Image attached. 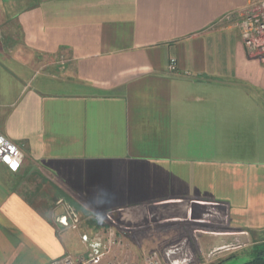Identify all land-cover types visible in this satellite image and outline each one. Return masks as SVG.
<instances>
[{
    "label": "crops",
    "instance_id": "0c3cea01",
    "mask_svg": "<svg viewBox=\"0 0 264 264\" xmlns=\"http://www.w3.org/2000/svg\"><path fill=\"white\" fill-rule=\"evenodd\" d=\"M6 1L0 135L24 157L0 164V264L84 254L72 215L210 252L264 232V63L224 19L252 0Z\"/></svg>",
    "mask_w": 264,
    "mask_h": 264
},
{
    "label": "rangeland",
    "instance_id": "374dc122",
    "mask_svg": "<svg viewBox=\"0 0 264 264\" xmlns=\"http://www.w3.org/2000/svg\"><path fill=\"white\" fill-rule=\"evenodd\" d=\"M7 6L6 0H0V37L3 38L11 35L8 27L11 22L10 10ZM76 219L79 227L86 228L92 236L99 233L104 241L110 238L114 242L102 264H146L145 258L151 253L157 254L164 264H171L169 258L173 253L168 257L165 253L175 247L189 249L184 252L188 264H246L255 257V250L264 246V232L237 238L232 242L237 246L236 251L210 252L206 249L202 251L192 230L185 227L163 224L150 230H133L120 227L116 219L109 216L96 217L93 222L86 220L83 215L76 216ZM139 232H143V235Z\"/></svg>",
    "mask_w": 264,
    "mask_h": 264
},
{
    "label": "built area",
    "instance_id": "2783aa9c",
    "mask_svg": "<svg viewBox=\"0 0 264 264\" xmlns=\"http://www.w3.org/2000/svg\"><path fill=\"white\" fill-rule=\"evenodd\" d=\"M224 19L232 21L249 57L264 63V0H252L240 11L229 14ZM168 70H175L174 60H170ZM23 157L16 144L0 135V164L17 171L22 165ZM68 219L70 223L66 222V217L61 221L64 227L74 230L79 226L75 215L68 216ZM81 241L87 245L84 254H67L49 264H102L114 243L110 238L104 241L99 233L91 237L82 235ZM145 262L164 264L155 253L146 256Z\"/></svg>",
    "mask_w": 264,
    "mask_h": 264
},
{
    "label": "trees",
    "instance_id": "16d2710c",
    "mask_svg": "<svg viewBox=\"0 0 264 264\" xmlns=\"http://www.w3.org/2000/svg\"><path fill=\"white\" fill-rule=\"evenodd\" d=\"M246 264H264V246L255 250V257Z\"/></svg>",
    "mask_w": 264,
    "mask_h": 264
}]
</instances>
